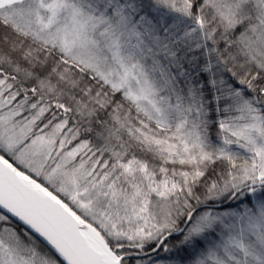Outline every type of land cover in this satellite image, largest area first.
I'll return each mask as SVG.
<instances>
[{
	"label": "snow or ice",
	"instance_id": "1",
	"mask_svg": "<svg viewBox=\"0 0 264 264\" xmlns=\"http://www.w3.org/2000/svg\"><path fill=\"white\" fill-rule=\"evenodd\" d=\"M0 264H264V0H0Z\"/></svg>",
	"mask_w": 264,
	"mask_h": 264
}]
</instances>
